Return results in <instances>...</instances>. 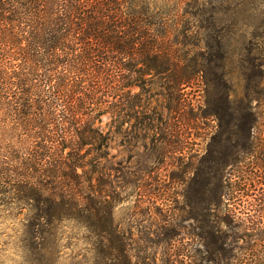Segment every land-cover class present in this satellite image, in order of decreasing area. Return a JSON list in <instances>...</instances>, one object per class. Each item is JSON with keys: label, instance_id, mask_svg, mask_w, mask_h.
<instances>
[{"label": "rangeland", "instance_id": "374dc122", "mask_svg": "<svg viewBox=\"0 0 264 264\" xmlns=\"http://www.w3.org/2000/svg\"><path fill=\"white\" fill-rule=\"evenodd\" d=\"M149 1L180 16L164 26L166 40L179 38V56L198 46L201 72L171 91L147 76L145 90L131 89L128 108L121 100L102 116L110 154L102 202L134 264H264V0ZM249 110L258 122L251 150ZM18 193L0 185V264H32L26 224L34 208ZM114 239L65 221L53 258L112 264Z\"/></svg>", "mask_w": 264, "mask_h": 264}, {"label": "trees", "instance_id": "16d2710c", "mask_svg": "<svg viewBox=\"0 0 264 264\" xmlns=\"http://www.w3.org/2000/svg\"><path fill=\"white\" fill-rule=\"evenodd\" d=\"M172 13L149 0H0V185L33 205L26 224L32 264H60L54 238L65 221L115 236L107 244L112 264H134L130 241L102 202L109 137L97 123L121 100L128 108L131 89L145 90L147 76L171 91L200 75L198 46L179 56V38L166 40L164 26L180 18ZM250 110L249 150L258 123ZM95 246L102 253L103 243Z\"/></svg>", "mask_w": 264, "mask_h": 264}]
</instances>
